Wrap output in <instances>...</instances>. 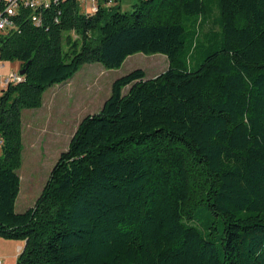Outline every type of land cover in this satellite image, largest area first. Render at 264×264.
<instances>
[{
  "label": "trees",
  "instance_id": "1",
  "mask_svg": "<svg viewBox=\"0 0 264 264\" xmlns=\"http://www.w3.org/2000/svg\"><path fill=\"white\" fill-rule=\"evenodd\" d=\"M82 2L21 0L0 32V61L23 70L0 90V238L23 244L15 264H264V0ZM136 53L167 69L116 78L16 212L22 110L85 63Z\"/></svg>",
  "mask_w": 264,
  "mask_h": 264
},
{
  "label": "rangeland",
  "instance_id": "2",
  "mask_svg": "<svg viewBox=\"0 0 264 264\" xmlns=\"http://www.w3.org/2000/svg\"><path fill=\"white\" fill-rule=\"evenodd\" d=\"M133 1L121 0V9L128 10ZM87 4V0L81 3L83 8ZM215 17L200 30L204 43L217 37L219 26ZM167 66V57L160 53L132 54L119 68L112 69L99 62L85 63L68 80L47 88L39 107L23 109L21 164L17 170L20 186L15 211L23 212L35 203L80 121L85 115L101 109L116 78L138 68L145 72L146 78H151L166 70ZM15 69L16 62L0 61V90L6 77ZM199 219L206 221L204 216ZM16 254L17 243L0 238V264H15Z\"/></svg>",
  "mask_w": 264,
  "mask_h": 264
},
{
  "label": "built area",
  "instance_id": "3",
  "mask_svg": "<svg viewBox=\"0 0 264 264\" xmlns=\"http://www.w3.org/2000/svg\"><path fill=\"white\" fill-rule=\"evenodd\" d=\"M7 1V5L2 13H0V24L3 25L2 28H0V32L7 30L9 27H11V21L9 20V16H12L15 13V8L18 6L19 2L21 0H5ZM38 0H25V3L31 7L36 5ZM40 2V1H39ZM11 8L13 10V14H9L8 9ZM91 11H95L94 7H91ZM35 22L36 18H33ZM20 80V74L18 72H11L9 76L6 77V80L3 82V84H6L8 81L18 82ZM1 263V262H0Z\"/></svg>",
  "mask_w": 264,
  "mask_h": 264
},
{
  "label": "crops",
  "instance_id": "4",
  "mask_svg": "<svg viewBox=\"0 0 264 264\" xmlns=\"http://www.w3.org/2000/svg\"><path fill=\"white\" fill-rule=\"evenodd\" d=\"M17 71H18V65L16 64V69L14 71H11V72H17ZM15 242L17 243V254L15 255V260H16L17 255H18L20 249L22 248L23 244L19 241H15Z\"/></svg>",
  "mask_w": 264,
  "mask_h": 264
},
{
  "label": "clouds",
  "instance_id": "5",
  "mask_svg": "<svg viewBox=\"0 0 264 264\" xmlns=\"http://www.w3.org/2000/svg\"><path fill=\"white\" fill-rule=\"evenodd\" d=\"M8 12H9L10 15L13 14V10L11 8L8 9ZM2 27H3V25L0 24V28H2Z\"/></svg>",
  "mask_w": 264,
  "mask_h": 264
},
{
  "label": "water",
  "instance_id": "6",
  "mask_svg": "<svg viewBox=\"0 0 264 264\" xmlns=\"http://www.w3.org/2000/svg\"><path fill=\"white\" fill-rule=\"evenodd\" d=\"M19 73H20V74H23V70H20Z\"/></svg>",
  "mask_w": 264,
  "mask_h": 264
}]
</instances>
